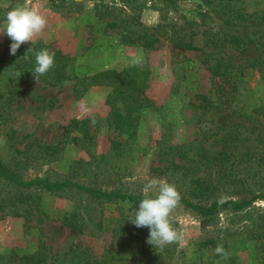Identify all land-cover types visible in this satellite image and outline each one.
<instances>
[{"label":"rangeland","instance_id":"374dc122","mask_svg":"<svg viewBox=\"0 0 264 264\" xmlns=\"http://www.w3.org/2000/svg\"><path fill=\"white\" fill-rule=\"evenodd\" d=\"M70 1L31 0L47 19L34 39L69 57L83 54L88 73L129 66L147 71L142 105L132 107L127 124L116 125L127 107L119 99L112 112L105 103L109 86H90L75 97L71 79L53 86L27 80L20 85L22 98L0 123V157L9 159L12 146L39 143L58 149L51 156L31 154L22 165L25 178L69 177L142 195L149 179L163 177L196 203L255 197L236 212L220 209L211 217L179 204L170 220L181 238L152 250L140 247L148 228L129 221L139 204L41 192L36 203L20 204L18 215L0 210V254L30 253L42 245L47 264H66L68 247L80 243L93 264H256L259 239L249 234H264V68L248 63L264 53L263 0H177L174 6L138 0L144 6L139 14L130 8L138 2H128L117 17L100 20L94 0ZM16 5L29 0H0V25ZM228 34L239 36L241 45L228 43ZM178 38L202 49L173 48ZM10 44L0 34V53ZM216 60L222 75L205 67ZM71 119L85 121L90 146L70 139L77 134ZM12 191L0 181V196ZM79 220V235L64 224ZM207 238L228 242L226 259L207 242L198 244Z\"/></svg>","mask_w":264,"mask_h":264},{"label":"trees","instance_id":"16d2710c","mask_svg":"<svg viewBox=\"0 0 264 264\" xmlns=\"http://www.w3.org/2000/svg\"><path fill=\"white\" fill-rule=\"evenodd\" d=\"M61 1V0H60ZM138 2V0H118L119 6H115L112 2H106L104 0H94L92 10L96 19L100 20L104 17H117L123 8L129 7L128 2ZM166 5L174 6L177 0H159ZM68 4H72V1L67 0ZM264 2V0H263ZM69 5L66 10H69ZM143 2H138L136 5L130 8L136 14H139L143 8ZM179 39V38H178ZM228 43L234 46L241 45V39L239 36L228 34ZM149 45V43L147 44ZM9 46L3 49L0 53V123L5 122L9 118V114L14 107V104L22 98L20 85L30 79H35L34 67H35V51L41 49H48L50 53H54V66L44 75L37 78L42 85H58L64 80L71 79V89L75 97L81 96V94L90 86H109L111 88L105 96V103L109 105L112 112L115 113V101L119 100L127 107V110L123 114H117L118 119L116 125H124L129 121V111L134 106H140L141 99L139 93L142 92L145 81L147 79V71L139 70L137 66L124 67L119 70L114 68H105L93 73L85 71L83 64L84 55H75L73 57L62 54L58 49H51L45 43L39 39H35L34 44L24 43L20 46L15 56L9 52ZM34 49V51H27L28 48ZM173 48H183L186 50H201L202 48L193 42H182L181 39L172 41ZM25 55L28 57L25 59ZM192 63L191 61H188ZM202 62H206V59H202ZM251 68L261 69L264 68V53L260 51L254 59L248 63ZM206 69L213 75H222L225 70H220V64L216 60L214 64H206ZM17 73H21L20 76ZM228 73V71H227ZM235 84V83H234ZM243 88H239L241 91ZM257 89V88H256ZM255 88L253 90V96L255 94ZM204 99V97L202 98ZM254 105H257L256 103ZM70 127H74L77 134L71 137L75 143L79 146L87 147L91 144V135L87 129L86 123L82 119H71L69 121ZM56 146H50L45 144H27L22 150H18L12 146L9 159H3L0 157V181L13 189L12 196H0V210L5 209L11 214H19V205H28L30 203H36L40 198L41 192L62 194L66 192L82 193L90 198L105 199L107 200H120L127 203L139 204V201L143 198L141 194L126 193L121 189L105 190L97 186H93L86 183H80L69 177L59 178L58 176H38L34 175L31 178H25L22 173V165L29 161L31 154H42L51 156ZM16 155L17 158L15 157ZM179 166V165H176ZM192 183L199 184L197 178H193ZM255 197V196H253ZM253 197L249 199L239 200H223L221 202L211 201L206 204L192 202L181 196L180 205L194 211L201 217H211L220 209H227L230 211H238L241 208L248 206ZM8 201V203L6 202ZM128 223L129 221H125ZM65 225L75 234L79 235L83 232V222L79 220L76 222H64ZM250 239H259L258 247L259 253L256 256V264H264V234L263 232H256L255 234H249ZM205 242L213 247L217 246L216 241L213 238H207L203 243L198 242L199 245H203ZM224 250L229 255L228 242L222 244ZM141 248H150L154 250V245H150L146 240H140ZM44 247L39 245L34 251L30 253H22L19 255L0 254V264H47V255L44 252ZM87 248L80 243H74L68 247V259L66 264H93V258L90 253L87 252Z\"/></svg>","mask_w":264,"mask_h":264},{"label":"clouds","instance_id":"9594fccd","mask_svg":"<svg viewBox=\"0 0 264 264\" xmlns=\"http://www.w3.org/2000/svg\"><path fill=\"white\" fill-rule=\"evenodd\" d=\"M16 5L9 7L5 13L3 25H0V34L7 35L11 40L9 52L15 56L20 46L24 43H35L34 37L38 36L46 27L47 19L38 6ZM27 51H34L28 48ZM54 53L48 49L35 51V79L46 74L54 66ZM28 57L25 55V59ZM18 76L21 73H17ZM143 198L139 201L137 209L129 221L138 228L147 227L149 235L147 242L150 245L163 248L168 244L177 242L181 235L173 227L170 220L171 213L178 207L181 195L175 184L166 178L153 177L148 180L142 189ZM215 253L227 258V253L222 245L215 247Z\"/></svg>","mask_w":264,"mask_h":264}]
</instances>
